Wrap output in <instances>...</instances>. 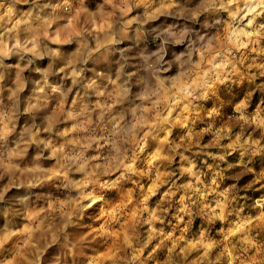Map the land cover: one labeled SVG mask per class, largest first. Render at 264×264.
<instances>
[{
    "label": "rangeland",
    "instance_id": "1",
    "mask_svg": "<svg viewBox=\"0 0 264 264\" xmlns=\"http://www.w3.org/2000/svg\"><path fill=\"white\" fill-rule=\"evenodd\" d=\"M0 264H264V0H0Z\"/></svg>",
    "mask_w": 264,
    "mask_h": 264
}]
</instances>
